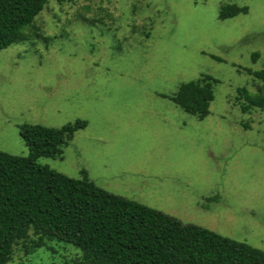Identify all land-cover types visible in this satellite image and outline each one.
<instances>
[{"label": "rangeland", "instance_id": "obj_1", "mask_svg": "<svg viewBox=\"0 0 264 264\" xmlns=\"http://www.w3.org/2000/svg\"><path fill=\"white\" fill-rule=\"evenodd\" d=\"M224 4L246 13L218 20ZM22 34L0 50L1 152L26 156L19 125L82 120L36 164L264 252V110L235 100L262 86L246 70L264 71V0H48ZM203 76L215 82L198 119L168 98ZM28 239L6 264L79 260Z\"/></svg>", "mask_w": 264, "mask_h": 264}, {"label": "trees", "instance_id": "obj_2", "mask_svg": "<svg viewBox=\"0 0 264 264\" xmlns=\"http://www.w3.org/2000/svg\"><path fill=\"white\" fill-rule=\"evenodd\" d=\"M47 1L0 0V50L24 39L23 28ZM245 13V7L224 4L216 17ZM246 71L262 86L256 94L236 89L239 109L264 110V71ZM209 81L215 82L203 76L182 83L168 99L202 119L212 100ZM84 127L82 120L58 128L22 124L18 136L26 156L0 151V264L29 233L27 252L62 242L80 253L77 264H264L263 251L108 193L84 172L74 179L36 164L38 158H60L73 133Z\"/></svg>", "mask_w": 264, "mask_h": 264}]
</instances>
